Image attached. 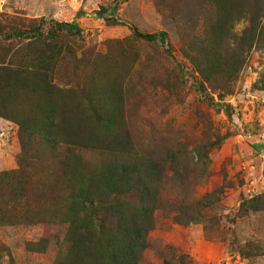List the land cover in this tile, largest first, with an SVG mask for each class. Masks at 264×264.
<instances>
[{"label":"rangeland","instance_id":"obj_1","mask_svg":"<svg viewBox=\"0 0 264 264\" xmlns=\"http://www.w3.org/2000/svg\"><path fill=\"white\" fill-rule=\"evenodd\" d=\"M262 144L264 0H0V264H55L85 223L56 198L120 165L154 192L139 264H264Z\"/></svg>","mask_w":264,"mask_h":264},{"label":"trees","instance_id":"obj_2","mask_svg":"<svg viewBox=\"0 0 264 264\" xmlns=\"http://www.w3.org/2000/svg\"><path fill=\"white\" fill-rule=\"evenodd\" d=\"M112 10L115 11L116 6ZM116 22L128 24L117 19ZM53 25L55 29L64 30L68 33H76L79 30L75 22H55ZM131 29L138 37L148 40L158 39L163 44L167 41L165 31H160L157 34H143L135 27H131ZM36 31L39 32L40 30L37 29ZM255 32L256 28L251 27L250 37L252 39H250V43L253 42ZM218 37L220 38L221 35H218ZM261 147L264 149V144ZM117 168L120 169V172L114 170L106 172L109 177L108 181L105 182L107 195L96 192V195L99 196L97 199L90 197V189L81 187L83 180L79 179L76 182L77 186L73 188V196L56 198L54 218L64 223L67 220L66 215L68 212L74 214V217L82 213L85 223L82 226L73 220L68 225L55 264H67L66 260L69 258H71L73 264H139L140 255L146 247V237L152 228L153 221H151V208H149L146 200L153 197L154 192L150 184L140 174H135L132 169H128L124 165ZM135 175L137 176L134 177ZM88 183L93 184L94 181L90 180ZM117 196H121L123 199L129 197L132 201L136 197L139 202L137 211H127V214L124 215L122 213L113 214L111 212L112 207H108L110 203L104 199L105 197L114 199ZM94 205H100L102 209L111 213L110 218L107 216L105 220L98 221L95 219L97 221L96 226L93 224V220L89 223L85 219V212L88 213L89 207L93 208ZM113 216H116L115 220H113ZM64 243L66 244L65 248Z\"/></svg>","mask_w":264,"mask_h":264}]
</instances>
